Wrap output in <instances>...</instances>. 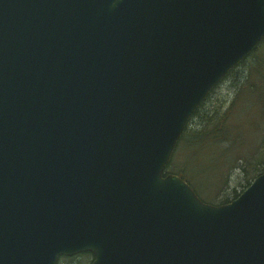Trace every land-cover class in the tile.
I'll return each instance as SVG.
<instances>
[{"label": "water", "instance_id": "water-1", "mask_svg": "<svg viewBox=\"0 0 264 264\" xmlns=\"http://www.w3.org/2000/svg\"><path fill=\"white\" fill-rule=\"evenodd\" d=\"M264 37V0H0V264H264V172L229 204L162 176Z\"/></svg>", "mask_w": 264, "mask_h": 264}, {"label": "trees", "instance_id": "trees-1", "mask_svg": "<svg viewBox=\"0 0 264 264\" xmlns=\"http://www.w3.org/2000/svg\"><path fill=\"white\" fill-rule=\"evenodd\" d=\"M227 79L232 87L221 97L215 91ZM263 171L264 39L194 111L165 173L179 175L203 202L222 205ZM89 255L62 257L58 264H90Z\"/></svg>", "mask_w": 264, "mask_h": 264}, {"label": "rangeland", "instance_id": "rangeland-1", "mask_svg": "<svg viewBox=\"0 0 264 264\" xmlns=\"http://www.w3.org/2000/svg\"><path fill=\"white\" fill-rule=\"evenodd\" d=\"M232 87V83H231V81L229 80V79H227V80H224V82H222L219 86H218V88L216 89V91H215V93L216 94H218L219 96H228V94H229V92H230V88ZM228 191V190H227ZM229 193V192H228ZM90 256V258H92L91 257V255H89ZM87 258H89V257H87ZM79 260H81V259H79Z\"/></svg>", "mask_w": 264, "mask_h": 264}]
</instances>
